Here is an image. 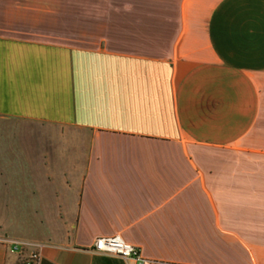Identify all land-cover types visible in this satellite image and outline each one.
I'll list each match as a JSON object with an SVG mask.
<instances>
[{"label":"crops","instance_id":"0c3cea01","mask_svg":"<svg viewBox=\"0 0 264 264\" xmlns=\"http://www.w3.org/2000/svg\"><path fill=\"white\" fill-rule=\"evenodd\" d=\"M48 1L0 0V237L264 264V156L221 154L264 153V0Z\"/></svg>","mask_w":264,"mask_h":264},{"label":"built area","instance_id":"2783aa9c","mask_svg":"<svg viewBox=\"0 0 264 264\" xmlns=\"http://www.w3.org/2000/svg\"><path fill=\"white\" fill-rule=\"evenodd\" d=\"M0 242L6 243L11 253L18 254L22 264H40L42 243L9 237H0ZM92 249L123 259H132L135 264H163L162 261L143 256L137 245L124 240L118 233L95 237Z\"/></svg>","mask_w":264,"mask_h":264},{"label":"rangeland","instance_id":"374dc122","mask_svg":"<svg viewBox=\"0 0 264 264\" xmlns=\"http://www.w3.org/2000/svg\"><path fill=\"white\" fill-rule=\"evenodd\" d=\"M75 1H78V0H75ZM75 5L78 6V7L80 6L78 3H75ZM41 6L43 7V9H46V11H48V9L50 7H53L54 5L52 3V0H50V2L48 1V3H45V4L42 3ZM58 6H60V8ZM58 6H57L56 10L57 11L60 10V11L64 12V6L63 5H59V4H58ZM221 154L228 155V156L242 155V156H249V157H258V156L262 157V156H264V153H262L261 151L252 150V149L242 150V151L235 150V149H229V150H224ZM256 161L257 160H250L249 166L250 167H260V166L264 167V163H257ZM258 161H260V160H258Z\"/></svg>","mask_w":264,"mask_h":264}]
</instances>
